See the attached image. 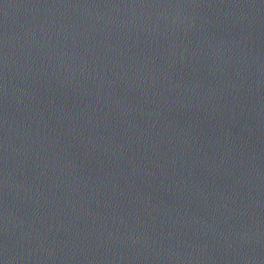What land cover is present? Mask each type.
Masks as SVG:
<instances>
[{
  "label": "water",
  "instance_id": "1",
  "mask_svg": "<svg viewBox=\"0 0 264 264\" xmlns=\"http://www.w3.org/2000/svg\"><path fill=\"white\" fill-rule=\"evenodd\" d=\"M0 264H264V0H0Z\"/></svg>",
  "mask_w": 264,
  "mask_h": 264
}]
</instances>
